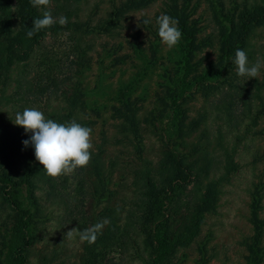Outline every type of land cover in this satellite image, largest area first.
Masks as SVG:
<instances>
[{"label":"trees","instance_id":"1","mask_svg":"<svg viewBox=\"0 0 264 264\" xmlns=\"http://www.w3.org/2000/svg\"><path fill=\"white\" fill-rule=\"evenodd\" d=\"M81 1L50 0L48 10L53 3L62 5L60 7L64 10L67 23L63 26L53 24L28 38L26 33L31 30L34 18L40 17L46 9L34 8L29 0H0V81L7 83L15 66L20 63H24L26 69L31 66L36 90L41 94L61 95L69 108L63 119L73 121L84 102L83 79L90 62L87 50L91 46L84 45L82 38L88 33L113 34L132 11L144 9L157 0H121L112 5L106 19L95 24L90 20L71 18L74 13L72 4ZM190 1L170 0L163 8L164 13L178 20L182 32L181 58L176 70L178 76L176 73L175 79L165 86L169 101L166 98L164 101L167 119L171 122L166 131L170 140L163 144L159 160L155 164L146 163L139 173V193L124 210L123 216H118L114 208L105 207L96 213V222L91 220L85 205L87 195H92V182L85 167L75 169L77 187L75 196L71 198L68 219L75 221L80 231L108 221L97 233L94 243L85 241L84 264H118L116 257L127 254L138 258L141 264H177L175 256L179 249L198 239L205 216L216 211L222 186L237 170L236 161L225 150L224 162H220L223 163V172L211 178L213 160L208 154L203 155L202 161L197 158L199 148L192 152L182 150L181 147L187 144L186 141L206 119V114H200L197 119L188 120V113L182 105L193 88L198 87L207 97L218 90V83L222 82L239 90L232 78L231 71L236 66L231 60L238 48L246 54L249 52L253 34L258 27L264 26V0L236 3L232 10L226 12L221 7H214L219 60L208 64L204 73L195 72L196 67L191 62L201 44L197 40L198 28L190 20ZM219 3L223 6V2L219 0ZM51 13L54 17L61 16L60 12L55 14L56 9H52ZM140 33V29H135V50L142 46ZM49 36L58 39L60 36L67 37L69 43L63 44L59 40L58 44L50 45L46 41ZM134 43L132 40V46ZM140 58L150 63L146 55H140ZM20 79L27 80L25 75ZM134 85L135 82L131 81L123 88L119 95L120 105L114 107L113 116L119 120L120 133L138 140L135 147L141 154L144 144L139 108L129 95ZM254 87L255 90H252L243 86V93L245 91L249 98L257 95L258 88L255 84ZM163 111L166 112V109ZM159 117H163V112ZM63 119L60 120L63 122ZM150 122L154 125L152 119ZM30 134L20 132V145L11 150L0 145V264L28 263L30 249L38 241L40 226L46 218L45 205L38 193L43 185L48 186L49 195L66 203L69 175L52 177L45 173L43 166L35 160L33 148L22 144ZM104 178L96 166L94 192L98 199L109 192L107 179ZM263 191L264 183L257 184L251 191L248 219L253 234L246 242L248 253L245 264H261L264 258V221L260 218ZM198 249L200 260L206 264V242L201 241Z\"/></svg>","mask_w":264,"mask_h":264},{"label":"rangeland","instance_id":"2","mask_svg":"<svg viewBox=\"0 0 264 264\" xmlns=\"http://www.w3.org/2000/svg\"><path fill=\"white\" fill-rule=\"evenodd\" d=\"M120 1L74 2L71 18L78 17L95 24L106 19L112 5ZM169 1L157 0L144 9L132 11L114 29L113 34L88 33L82 38L84 45L91 46L87 50L90 62L83 79L84 102L74 117L76 122L92 130L91 158L85 168L93 189L92 195H87L85 210L95 222L96 213L105 207H112L118 216H123L124 210L139 193V173L146 163L155 164L159 160L163 144L170 140L166 131L171 122L167 119L164 98L169 101V97L166 96L165 86L175 79L176 73L178 76L176 70L181 58L182 37L175 47L168 49L161 43L155 24L156 17L164 13L163 8ZM244 1L220 0L223 6H219V0L190 1V20L198 28L197 40L201 44L192 56L195 72L204 73L208 64L219 60L220 45L214 7H221L226 12L232 10L236 3ZM60 6L53 3L49 9H56L55 14L60 12L63 15L64 10ZM149 18L151 23L144 26L142 20ZM137 28L141 30L139 41L142 46L135 50L133 38ZM67 39L49 36L46 41L56 45L59 40L63 44L69 43ZM140 55H146L150 63H145ZM247 56L250 64L259 60L262 65L256 78L237 76L236 67H233L232 78L239 90L222 82L218 83L220 88L207 97L198 87L193 88L182 105L188 113V120L206 114V119L186 141L187 144L181 147L182 150L192 152L199 148V156L195 157L201 160L205 153L208 154L213 160L211 178L223 172V163L220 162H224L225 150L231 153L238 167L222 186L216 211L205 216L198 239L179 249L175 256L177 264H203L198 249L201 241L207 244L206 264H245L248 253L246 242L253 234L248 219L251 191L257 184L264 183V26L258 27L253 34ZM24 66V63L16 65L7 83L0 81V145L7 150L20 145L19 134L24 128L14 124L13 120L16 113L25 108H37L46 118L59 123L73 121L63 119V115L69 113L63 97L37 91L32 67L28 65L26 69ZM23 75L27 80L21 81ZM131 81L135 85L129 95L138 105L141 120V140L144 144L141 154L135 147L138 140L120 133L119 120L113 116L114 107L120 105V93ZM254 84L258 93L249 98L245 91L243 93V86L255 90ZM165 109L166 112L163 111ZM161 112L162 118L159 117ZM96 166L107 179L109 191L107 196L99 199L94 192ZM75 172L67 174L65 204L48 194L47 185L38 190L45 205L46 218L40 226L38 241L30 249L27 264H84L85 241L79 237L77 223L67 216L77 187ZM260 218L264 221V191ZM262 244L264 246V233ZM115 260L118 264H141L138 258L128 254L117 256ZM261 264H264V258Z\"/></svg>","mask_w":264,"mask_h":264},{"label":"clouds","instance_id":"3","mask_svg":"<svg viewBox=\"0 0 264 264\" xmlns=\"http://www.w3.org/2000/svg\"><path fill=\"white\" fill-rule=\"evenodd\" d=\"M29 2L34 8L46 10L40 17L34 18L31 30L26 33L28 38L53 24L58 23L63 26L67 23V17L63 15L54 17L48 10L50 0H29ZM142 23L150 24L151 19H144ZM155 24L161 43L168 49L179 43L182 32L176 18L161 13L156 17ZM231 62L236 66L237 76L247 78H256L262 67L259 60L255 64H250L246 52L239 48L235 50ZM13 122L22 126L25 133H31L22 144L33 148L35 160L43 166L42 169L47 175L56 177L68 174L88 164L91 158L89 150L92 148L91 128L76 121L59 123L46 118L37 108H25L22 112H17ZM107 223L108 221L104 220L80 231V239L89 244L94 243L97 233Z\"/></svg>","mask_w":264,"mask_h":264}]
</instances>
